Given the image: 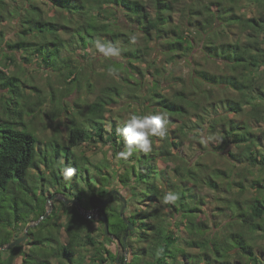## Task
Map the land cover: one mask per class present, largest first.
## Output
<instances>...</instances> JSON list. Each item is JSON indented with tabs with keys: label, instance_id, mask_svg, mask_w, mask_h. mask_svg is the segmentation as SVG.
Segmentation results:
<instances>
[{
	"label": "trees",
	"instance_id": "trees-1",
	"mask_svg": "<svg viewBox=\"0 0 264 264\" xmlns=\"http://www.w3.org/2000/svg\"><path fill=\"white\" fill-rule=\"evenodd\" d=\"M36 1L50 3L69 23L96 10L74 31L80 43L91 44L95 35L109 37L106 41L127 37L117 27V10L130 23L128 31L144 44L135 49L122 45L121 59L108 60L107 72L99 77L63 61L66 67L58 68L56 84L78 95L73 102H65L63 90L50 79L44 90L24 71L8 74V65L0 63V245L36 223L23 245L0 250V264H15L18 258L20 264H116L117 258L124 264V255L108 249L112 240L102 221L83 217L64 201L77 200L83 211H92L116 182L127 193L121 194L129 204L124 214L133 230L128 232L116 196L97 215L107 217L109 233L130 253L126 264H264V0ZM253 4L260 10L247 17L244 11ZM104 5H110L114 22H107ZM30 8L39 11L35 5ZM4 18L0 13V22ZM28 22L20 23L24 36L32 29ZM35 27L45 45L31 53L43 55V46L62 45L57 32L64 25L36 22ZM47 35L53 37L49 42ZM195 43L218 70L196 65L187 80L167 72L165 64L190 62ZM31 44L25 39L6 43L12 50H28ZM158 54L164 57L162 66ZM48 58L44 65L57 68ZM6 61L16 63L8 55ZM105 75L110 82L97 86ZM163 84H170L167 91ZM49 98L50 113L42 112ZM60 111L67 113L65 138L57 131L40 138L31 124L42 113L53 122ZM149 112L166 113V134L152 138L150 152L121 157L124 145L116 128L132 113ZM86 143L110 145L118 169L111 174L108 165L89 161L80 151ZM183 147L191 152L190 159L181 155ZM221 158L225 167L213 163ZM160 162L168 165L165 171ZM66 166L76 169L70 178L62 174ZM168 191L179 199L163 203ZM203 191L212 194L209 211L199 196ZM53 195L58 197L42 218ZM213 217L221 221L213 222ZM182 232L186 239L179 237Z\"/></svg>",
	"mask_w": 264,
	"mask_h": 264
},
{
	"label": "rangeland",
	"instance_id": "rangeland-1",
	"mask_svg": "<svg viewBox=\"0 0 264 264\" xmlns=\"http://www.w3.org/2000/svg\"><path fill=\"white\" fill-rule=\"evenodd\" d=\"M4 1V7L0 8V13L2 15H5V18L2 22H0V33H2L3 37L0 38V63L8 65L6 68H4V71H6L8 74L14 73V72H20L24 71L25 76L27 77H33V82L41 87L42 89L46 90L48 87L46 86L48 79L51 80V82L58 87L57 89H60V91L64 93V101L65 102H73L75 101V98L78 97L75 93L70 95L67 93L65 88L62 89L63 85L59 83L57 85V78L56 74L58 72V68L65 66L66 64H62L63 61H67L69 67L76 66L77 70L82 71L84 74H89L90 77H94L96 74L100 75L103 72H107L106 66L109 65L108 60H119L122 56L119 58H104L101 54L97 53L95 48L91 44H88L87 41L85 43L78 42V38L76 34H74V31L78 29V24H81L84 19H87V16H95L97 13L96 10L89 11L87 10L86 13L87 16H83V18H78L77 16L73 17L72 22L69 23L67 20H65L68 16L63 15L60 16L57 12L56 8L53 7L50 3L46 2H39L36 0H3ZM146 1V0H143ZM77 3V2H76ZM31 5H35V7L39 8V11L37 10H31ZM104 9L109 12L106 19L107 22L110 23L115 21L114 17H110L111 10H109L110 5H104ZM260 8L253 4L248 6L247 10L244 11V14L247 17H252L253 15H256ZM116 12V19L117 21V27L121 32H124L127 34V37L132 38L133 41L130 43L125 42V39L127 40V37L119 36L116 41L119 42V45L122 49V45L127 46L128 49H135L141 46V44H144L143 40L138 36L137 33L132 34L130 31V23L127 21L126 16L121 14L120 12ZM11 13V15H10ZM71 16V15H69ZM177 18V15H175ZM29 19V22L26 24V27L32 26L30 29V32L28 31V35L24 36L20 34V23L25 20ZM101 20V17L98 18V21ZM181 21V20H180ZM36 22H54V23H60L64 25L65 27L59 28V31L57 32V36L61 39L62 45L59 47H54L53 45L48 44L47 46H43V49L41 52H43V55H39L38 53H31L35 48H37L40 44L45 45L43 42L42 37L37 36L40 31L36 30ZM129 23V24H127ZM30 24V25H29ZM131 29H134V23L132 24ZM42 28V27H41ZM32 32V33H31ZM35 32V33H34ZM44 31L43 33H45ZM40 34V33H39ZM74 34V35H73ZM25 37V38H23ZM97 37L103 38L106 40L107 38L110 39L107 36L95 35L93 37V40ZM194 34H191V37L189 38L191 40L195 39ZM51 38H53L51 35H47L46 41H51ZM234 39V36L231 37ZM25 39L26 43H32L30 46H27L28 50L24 49H8L6 43H16L19 40ZM111 41V40H110ZM197 41V37H196ZM131 45V47H130ZM56 49L57 53H56ZM140 53V51H139ZM6 54V55H5ZM51 54V55H50ZM57 54V55H56ZM86 54V55H85ZM11 56L15 59L16 63L10 64L8 61H6V56ZM54 59L56 61V67L57 68H47L44 63L42 62L43 58ZM25 57L30 59V62H26L24 59ZM156 60L158 63V66H162L164 57L161 54H158L156 56ZM48 58V59H49ZM147 59V57L141 61V63H138V66L140 68H144L146 66V62H144ZM190 62H187L186 60L182 59L179 61L176 65H170L165 64L163 67L167 70V72L171 73L172 76L175 77H182L186 80L190 76V73L192 72V69L196 68V65L198 69H207L210 72H216L218 70V64L211 63L209 60H206L204 58L203 53L199 50V45L196 43L194 44V50L191 55V58L189 60ZM0 69L3 70L2 66L0 65ZM65 72L66 70L63 69ZM28 73V75H27ZM98 75V77H99ZM49 76V78H48ZM108 77L105 75V77H100V79L97 81V86H103L107 85L110 81L106 80ZM170 84H163V86L166 88L165 91H167V87ZM49 103L46 104V107H44L42 112L50 113L51 110V104H50V98ZM55 115H59L56 117V119L53 122H50L49 118H46L44 114L42 113L40 116H38L33 124V128L37 132L38 136L42 139L49 138L52 134V131L59 132L60 136L65 138L66 132H67V113L60 111L59 113H56ZM109 130V126L106 127ZM81 154L83 153L89 161H91L93 164L98 165H108L109 167L106 169L111 174L118 169V162L116 158L113 155L112 148L110 145H100V144H83L80 148ZM181 155L186 157L187 159H190L191 152L187 150L185 147L181 149ZM211 158H207L206 161L209 162ZM215 165H219V167H225L226 162L224 159H219L218 161H213ZM170 165V164H169ZM168 166L164 164L163 162L159 163V168L162 171H165V167ZM114 189H118L119 192L123 196H127L126 191L122 188V186L116 182L112 184ZM211 193L208 191H203L199 194V196L204 197L205 199V206L204 208L208 211L210 208H212V197ZM54 196V195H53ZM207 203V205H206ZM129 205V204H128ZM128 205L126 208H128ZM125 215V214H124ZM208 217H210V213L207 214ZM209 219V218H208ZM220 218H212L213 222L219 223L221 220ZM211 219L209 222H212ZM218 221V222H217ZM20 236L22 235V232L19 233ZM16 234V235H18ZM179 237L182 239H186L187 236L185 232H182L179 234ZM107 247L110 251H112L114 254H119V256L124 255L126 257V262H129L131 260L130 253H125L122 251L121 245L118 246L116 241H112L107 244ZM21 258H18L16 260L15 264H20Z\"/></svg>",
	"mask_w": 264,
	"mask_h": 264
},
{
	"label": "clouds",
	"instance_id": "clouds-1",
	"mask_svg": "<svg viewBox=\"0 0 264 264\" xmlns=\"http://www.w3.org/2000/svg\"><path fill=\"white\" fill-rule=\"evenodd\" d=\"M92 46L104 58H119L121 56V47L118 41H106L97 37L92 41ZM108 71L109 74H113L111 67ZM168 123L167 115L163 112L130 114L123 121L122 126L116 128V134L121 138L124 145V151L120 152L119 155L126 158L135 152H150L152 138L163 137L166 134ZM75 171V168L66 166L63 167L62 174L65 178H70ZM177 199H179V194L172 191L166 192L162 198L165 204L175 202Z\"/></svg>",
	"mask_w": 264,
	"mask_h": 264
},
{
	"label": "water",
	"instance_id": "water-1",
	"mask_svg": "<svg viewBox=\"0 0 264 264\" xmlns=\"http://www.w3.org/2000/svg\"><path fill=\"white\" fill-rule=\"evenodd\" d=\"M113 195H116V196H119V199H120V202L122 203V207L120 209V215H121V218L124 220V222L128 225V232H131L133 230V226L132 224L126 219L125 215H124V211L127 207V202H126V199L116 190H113L111 191L107 198L102 201L97 208L93 209L91 212L87 211V210H82L78 201L77 200H64L65 201V204L66 205H69V204H72L74 205L77 210L80 212V214L83 216V217H86L88 219H93L96 217V213L99 209L105 207L111 200V197ZM58 195H54V196H51L49 199H48V209L45 213V215L42 217V218H45L47 217V215L50 213L51 211V204L50 202L53 201L55 198H57ZM62 198V197H61ZM63 199V198H62ZM98 220L99 221H102L103 222V230H104V234L107 238L111 239V240H115L117 245L120 246L121 245V242L118 238H116L115 236H113L112 234L109 233V226H108V220H107V217L105 215H101L98 217ZM36 223L34 224H28L26 225L22 235L20 237H18L17 239L11 241L8 245H0V250H10L11 248L13 247H19L21 245H23L27 239H28V231L31 227L35 226ZM129 236V233L123 238V242L125 243L126 239L128 238ZM125 252V251H124ZM116 264H122L118 261V258L116 259ZM126 264V262L124 263Z\"/></svg>",
	"mask_w": 264,
	"mask_h": 264
},
{
	"label": "flooded vegetation",
	"instance_id": "flooded-vegetation-1",
	"mask_svg": "<svg viewBox=\"0 0 264 264\" xmlns=\"http://www.w3.org/2000/svg\"><path fill=\"white\" fill-rule=\"evenodd\" d=\"M111 186H112V185H111ZM112 188H113V187H112ZM113 190H116V189H113ZM113 190H111V191H113ZM116 191H118V190H116ZM118 192H119V191H118ZM119 193H120V192H119ZM120 194H121V193H120ZM113 196H116V195H113ZM116 197H118V199H119V196H116ZM111 198H112V197H111ZM119 200H120V199H119ZM110 201H111V200H110ZM109 203H110V202H109ZM109 203H108V204H109ZM89 212H91V211H89ZM98 217H99V216H98V215H97V213H96V217H95V218H93V219H96V220H98ZM98 221H99V220H98ZM102 223H103V222H102ZM97 226H99V225H97ZM126 240H127V239H126ZM112 241H115V240H112ZM122 243H123V244H125V243H126V241H125V243H124V242H123V240H122ZM122 251H124V250H122ZM125 253H127V254H128V253H129V252H128V250H125Z\"/></svg>",
	"mask_w": 264,
	"mask_h": 264
}]
</instances>
